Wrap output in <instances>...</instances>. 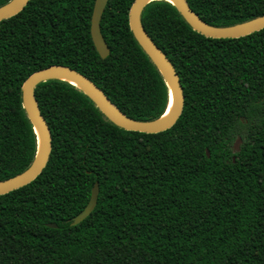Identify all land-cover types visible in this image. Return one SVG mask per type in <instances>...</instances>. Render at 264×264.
Instances as JSON below:
<instances>
[{
  "label": "trees",
  "instance_id": "1",
  "mask_svg": "<svg viewBox=\"0 0 264 264\" xmlns=\"http://www.w3.org/2000/svg\"><path fill=\"white\" fill-rule=\"evenodd\" d=\"M134 1L104 9L106 59L90 33L95 0H29L0 21V182L36 161L22 89L38 71L75 70L131 120L165 114L169 85L132 34ZM183 1L216 28L264 16V0ZM140 21L178 76L179 118L157 134L126 131L78 87L38 84L50 155L34 181L0 196V264H264V29L207 38L165 0ZM96 182V207L71 227Z\"/></svg>",
  "mask_w": 264,
  "mask_h": 264
},
{
  "label": "water",
  "instance_id": "2",
  "mask_svg": "<svg viewBox=\"0 0 264 264\" xmlns=\"http://www.w3.org/2000/svg\"><path fill=\"white\" fill-rule=\"evenodd\" d=\"M108 1L109 0H95L92 16H91V26H90L91 38L98 54L102 59H106L110 54L109 48L100 31L101 17ZM151 1L154 0H135L133 2L129 13V25L137 43L152 58V60L158 66V68L163 73V75L165 76L168 82L170 89V98H169V105L167 110L171 105V91L173 90L175 101L170 117L166 121L160 123H156L157 121L152 123H145V122H137L131 120L125 117L118 109H116L106 98V96L90 80H88L87 78L76 72L75 70L65 66H51L45 70L38 71L34 73L25 82L22 89V100H23L24 108L27 111L34 125V128L35 126H37L40 132L42 139V149L39 155V140H38V153L34 164L22 174L10 178L6 181L0 182V196L8 194L14 190H17L31 183L41 174L44 167L46 166L51 150V143H50L51 139H50V133L48 127L44 119L41 117L37 103L35 101L34 89L38 84L42 82H45L50 79H58L55 78V76H65L71 79L72 81H74L73 83L68 80L58 79L68 82L69 84L74 85L83 92H85L102 109V111L106 114V116L114 125L126 131L157 134L168 130L176 123L177 119L181 114L183 107V95H182V89L180 86L178 76L174 68L170 64V62L163 55V53L149 39L140 21L141 11ZM165 1L173 4L178 9L184 20L187 22V24H189L192 27L194 31L198 32L199 34L207 38L237 39L264 29V16L258 17L243 25H239L236 27L216 28L204 23L198 17V15L195 14L186 5V3L183 0H165ZM13 2H15V4L8 10L0 9V21L17 15L28 4L29 0H13L10 4H12ZM155 59L161 64L168 78ZM37 139H38V134H37ZM240 145H241V139L237 138V140L233 145V149L235 152L240 151ZM206 156L209 157L208 151H206ZM98 194H99V187H98V183L96 182L91 190L89 201L86 207L84 208V210L69 222L71 227L77 226L78 224L83 222L87 217L90 216V214L93 212L94 208L96 207ZM47 227L57 229V225L53 223L47 224Z\"/></svg>",
  "mask_w": 264,
  "mask_h": 264
},
{
  "label": "bare ground",
  "instance_id": "3",
  "mask_svg": "<svg viewBox=\"0 0 264 264\" xmlns=\"http://www.w3.org/2000/svg\"><path fill=\"white\" fill-rule=\"evenodd\" d=\"M15 4V2H13L12 4L4 7L3 9L1 10H8L9 8H11L13 5ZM156 60V59H155ZM156 62L160 65V67L162 68L161 64L156 60ZM163 69V68H162ZM163 72L165 73V75L167 76L166 72L164 71L163 69ZM55 78H58V79H64V80H68V81H71L74 83V81H72L71 79L65 77V76H55ZM168 78V76H167ZM174 93H173V90L171 91V105L169 107V109L167 110V112L156 122V123H160V122H164L166 121L170 115H171V112H172V109H173V106H174ZM35 130L38 134V140H39V155H40V152H41V149H42V139H41V135H40V132L37 128V126H35Z\"/></svg>",
  "mask_w": 264,
  "mask_h": 264
}]
</instances>
